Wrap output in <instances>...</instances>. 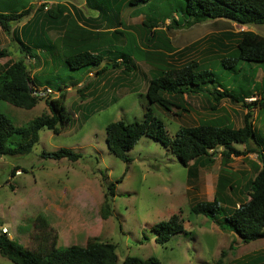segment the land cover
<instances>
[{"label": "rangeland", "instance_id": "obj_1", "mask_svg": "<svg viewBox=\"0 0 264 264\" xmlns=\"http://www.w3.org/2000/svg\"><path fill=\"white\" fill-rule=\"evenodd\" d=\"M150 1L124 3L119 13L122 24L112 25L99 19L98 11L88 8L84 0H19L22 5L31 4V8L12 24V29L19 31L41 5H44L43 14L56 3H62L67 8L65 11L79 12L84 20L78 21L89 29L107 31L116 26L127 35V40L125 36L113 39L108 32L95 38L94 43L102 48L108 43L124 46L128 37H133L134 47L138 46L142 54L137 51L129 59L130 70L120 65L105 69L99 76L93 72L96 67L72 71L59 59L54 61V66L51 56L44 51L36 50L35 57H25L35 82L44 83L51 91L38 95L41 100L31 109L7 102H0V109L16 126H23L37 116L50 114L45 101L59 95L54 87L60 85L66 90L64 108L69 120L57 134L46 128L40 130L39 141L28 154L0 157V227L5 225L7 235L30 251L41 246L49 248L50 245H45L52 236L57 240L55 246H84L89 239L109 242L115 246L117 264H122L127 255L154 256L161 264H217L219 260L221 264H248L253 259L256 262L253 264H264V238L244 243L235 233L219 227L216 220L222 218L223 212L215 220L191 212L194 203L215 197L222 199L225 209L246 201L247 184L260 168L255 153L224 158L223 148L218 147L214 162L200 168L190 179L187 168L170 150L150 137L142 136L138 140L128 152L129 162L118 159L107 148L106 125L118 120L140 122L147 106L164 122L171 136L181 126H195L207 120L221 119L239 127L247 112L241 103L223 99L215 105L201 95L185 98L186 111L175 108L166 111L149 104L146 87L160 67L179 68L192 61L200 65L219 61L228 51H221L219 41L233 48L235 35L240 32L264 36V24L240 26L220 19L184 28L170 24L167 19L153 29L161 30L162 37L150 41L144 37L142 25L144 9ZM154 2L158 7L165 4L164 0ZM59 27L65 26L46 30L50 40L62 31ZM18 47L15 36L0 28V49L8 51L0 59V71L21 56ZM57 47L60 49L62 45ZM111 61L106 60V64L110 65ZM89 69L94 77L89 76ZM261 76L262 69L258 68L254 81H260ZM31 86L34 91L42 92L39 87ZM255 99L256 96L247 98L246 102ZM250 112L257 137L261 139L264 109L253 108ZM234 146L244 149L242 144ZM60 148L81 156L75 161L42 156V152ZM110 187L114 194L107 196ZM105 199L110 207L103 217ZM177 213L183 219L184 231L164 244L156 243L151 227ZM0 264L14 263L0 255Z\"/></svg>", "mask_w": 264, "mask_h": 264}, {"label": "trees", "instance_id": "obj_2", "mask_svg": "<svg viewBox=\"0 0 264 264\" xmlns=\"http://www.w3.org/2000/svg\"><path fill=\"white\" fill-rule=\"evenodd\" d=\"M84 1L88 8L98 11L99 19L102 18L112 25L116 23L121 25L119 13L122 5L134 4L135 0ZM154 1L151 0L145 7V18L142 21L145 27L144 37L150 41L156 36L162 37L161 30L153 31V29L158 28L159 24L165 23L167 19L170 24L184 28L220 19L240 26L264 24V0H164L165 4L159 7ZM43 7L44 5H41L17 31L12 29V24L29 13L31 4L22 5L19 0L0 1V28L6 34L11 33L15 36L21 53L17 60L5 65L0 71V102L31 109L41 100L31 84L35 87L42 84L38 83V85L35 82L25 63V57H35L36 50L47 52L53 62L59 59L72 71L101 67L96 72L97 76L105 69L120 65L130 70L129 59L134 57L137 51L141 53L138 46L134 47L133 37H128L124 46L108 43L106 48H102L98 43H94L95 38L101 34L107 35L108 32L113 39L125 36L127 40L126 33L116 26L101 31L89 29L74 21L67 27L65 24L70 19L68 15H64L67 9L65 5L56 3L53 8L42 14ZM97 17L93 19L96 20ZM59 24L64 25L67 32L63 37L64 49L61 57L57 44L50 40L46 32L49 27H58ZM17 33L20 34V38ZM235 36L237 39L233 48L222 41L218 42L221 51L228 50L220 56L219 61L212 60L206 65L192 61L179 68L160 67V71L148 81L146 98L149 104L160 106L166 111H171L172 108L186 111L185 98L196 95L210 98L215 105L220 104L223 99L235 104L241 103V106L247 109L242 117L241 126L235 127L233 123L221 119L207 120L195 126H181L171 136L164 122L154 114L150 106H147L143 120L140 122L125 123L118 120L108 123L105 127V142L108 150L115 157L129 162L128 152L138 140L142 136L150 137L170 150L187 168L190 179L197 175L200 168L214 162L218 147L223 148L221 155L224 158L255 153L260 168L247 184L246 201L231 209H225L221 205L222 199L217 197L191 205L192 213L202 214L213 220L223 212L222 218L216 220L219 227L235 233L242 242L248 243L264 238V135L261 139L257 137L250 112L253 108L264 109V36L251 31H243ZM7 55L6 49H0V59ZM106 60H112L110 65L106 64ZM258 68L262 69V76L260 81L255 82L254 76ZM45 83L51 85L49 80H45ZM207 85L213 87L207 88L205 87ZM46 88L48 87L45 86L44 89ZM54 88L59 95L45 101L50 114L37 116L23 126H16L0 109V157L28 154L38 143L40 130L46 128L57 134L61 131V127L67 124L69 117L64 108L66 90L60 85ZM254 96H256L255 100L251 103L246 102L247 98ZM212 108L214 109L215 106ZM235 144L244 145V149H237ZM42 156L75 161L81 154L60 148L52 152H42ZM113 194L110 187L106 195ZM109 207V201L105 199L102 207L105 208L103 217L108 214L106 210ZM151 229L155 233V242L164 244L172 236L184 231L183 219L180 218V213L173 214L168 220L154 224ZM48 241L45 246L50 245L49 248H41V246L37 250L30 251L0 231V255L14 264H117L118 262L115 246L109 242L89 239L84 246L77 244L55 246L57 242L55 236L46 242ZM254 260L248 264L256 263ZM122 264L161 263L154 256L141 258L127 255L123 258ZM217 264H221V261L219 260Z\"/></svg>", "mask_w": 264, "mask_h": 264}, {"label": "crops", "instance_id": "obj_3", "mask_svg": "<svg viewBox=\"0 0 264 264\" xmlns=\"http://www.w3.org/2000/svg\"><path fill=\"white\" fill-rule=\"evenodd\" d=\"M0 1H6V0H0ZM85 2V1H84ZM68 15V18L70 19V20H68V22L65 24L67 27H69L70 25H72L73 23H74V21L76 22V23H78V24H80V21H78V19H81L83 16L82 15H80L79 14V12H72V13H70L69 11H66L65 13H64V15ZM79 17V18H78ZM75 18H76V20H75ZM83 19V18H82ZM81 25V24H80ZM59 26H62L61 24H59ZM62 27H59L58 29H61ZM65 33H67L66 32V27H63L62 28V31L61 32H59L58 34H57V37H55V38H53L52 39V41L55 43V44H60V45H62V43H63V40H64V36H65ZM57 49H58V52L59 53H61V55H62V52L63 51H60V49L61 50H63L64 49V47L62 46V48H60L59 49V47H57ZM56 57H57V59H58V56L56 55ZM51 62H52V65H56V63L55 62H53L52 60H51ZM62 64V63H61ZM101 67H96V68H93V70L94 69H96V71H93L92 69H89V76H92V77H94V75H92V71L94 72V74L97 72V70L98 69H100ZM96 76V75H95ZM46 85H42V86H39V88L40 89H43L44 87H45ZM3 222H4V220H3ZM2 227H6L5 225H2L1 227H0V229L2 228ZM10 237V236H9Z\"/></svg>", "mask_w": 264, "mask_h": 264}, {"label": "built area", "instance_id": "obj_4", "mask_svg": "<svg viewBox=\"0 0 264 264\" xmlns=\"http://www.w3.org/2000/svg\"><path fill=\"white\" fill-rule=\"evenodd\" d=\"M41 90H42V92H37L38 95H42V93L44 94V92H50V91H51L49 88H46V91H45L44 89H41ZM35 92H36V91H35ZM1 231H2L3 233H7V232H8L7 229H6L5 227H3V228L1 229Z\"/></svg>", "mask_w": 264, "mask_h": 264}, {"label": "clouds", "instance_id": "obj_5", "mask_svg": "<svg viewBox=\"0 0 264 264\" xmlns=\"http://www.w3.org/2000/svg\"><path fill=\"white\" fill-rule=\"evenodd\" d=\"M2 228H3V227H2ZM2 228H1V229H2ZM6 229H7V228H6ZM0 231H1V230H0ZM7 231H8V230H7ZM1 232H2V231H1ZM2 233H3V232H2ZM5 234H8V232H7V233H5Z\"/></svg>", "mask_w": 264, "mask_h": 264}]
</instances>
